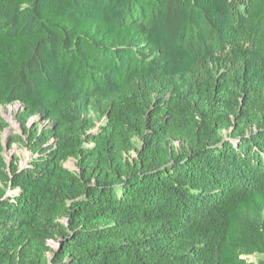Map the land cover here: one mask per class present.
<instances>
[{"label": "trees", "instance_id": "obj_1", "mask_svg": "<svg viewBox=\"0 0 264 264\" xmlns=\"http://www.w3.org/2000/svg\"><path fill=\"white\" fill-rule=\"evenodd\" d=\"M13 103L37 156L0 117V264H264V0H0Z\"/></svg>", "mask_w": 264, "mask_h": 264}, {"label": "rangeland", "instance_id": "obj_2", "mask_svg": "<svg viewBox=\"0 0 264 264\" xmlns=\"http://www.w3.org/2000/svg\"><path fill=\"white\" fill-rule=\"evenodd\" d=\"M105 108H100L97 104L93 103L90 105L89 108V117L92 118L94 121V131H98L99 128L103 123H105L106 117L103 115ZM23 111V108L20 103H13L8 105H0V117H2L6 121V126L2 131V141L5 147L4 150V157L7 161V163L10 165L11 162L17 158V165L20 166V168L26 167L30 161L36 157L37 155L32 150V147L30 146L28 142V137L25 134L23 127L18 120L19 114ZM104 116V118H102ZM28 125L30 127L37 126L38 133L41 134L44 129L49 128L52 125V122L50 120H46L45 117L42 115H36L33 116ZM228 132H225V135L228 136ZM22 137L24 139V142L20 143H14L11 145V138L14 137ZM54 139L50 140L47 145H51L54 143ZM134 146L136 149H140L142 147V141L139 138L134 139ZM169 148L171 152H180L182 148V143L178 141H174L169 145ZM137 158V151L133 150L130 154L127 155V159L131 162L134 161V159ZM65 167L72 173H78L80 170L77 166V161L74 159H70L65 163ZM10 189L8 190V194L12 195L14 194L12 190V184L10 183ZM62 227H67V221L66 219H62L58 221L57 224H54L50 226V231H53L54 237L50 239L47 242V248L46 256L48 260H52L54 256V252L59 247L60 242V236L58 234V231ZM248 261L250 262H258L262 259H264L263 255H253L250 257H246Z\"/></svg>", "mask_w": 264, "mask_h": 264}]
</instances>
